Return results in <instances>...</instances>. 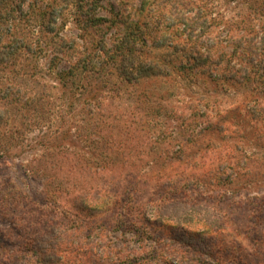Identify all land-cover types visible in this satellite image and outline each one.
Listing matches in <instances>:
<instances>
[{"label":"rangeland","instance_id":"1","mask_svg":"<svg viewBox=\"0 0 264 264\" xmlns=\"http://www.w3.org/2000/svg\"><path fill=\"white\" fill-rule=\"evenodd\" d=\"M162 1L147 10L143 0H13L15 11L2 15L7 21L0 27V193L21 194L20 201L10 198L9 212H15L19 224L40 230L37 237L67 223L44 213V205L51 202L59 210L80 215L86 206H99L104 201L107 192L98 194L105 182L102 178L109 177L117 185V175L127 178L131 172L143 171L148 181L166 180L165 171L153 162L157 157L149 151V140L144 146L137 139V112L150 116L149 122L156 125L157 133L151 132L150 138L174 133L183 143L187 134L211 135L204 132L210 124L232 134L220 140L218 131L215 133L219 147L214 156L220 153L225 159L227 155L242 159L252 155L255 160L250 166L254 179L242 175L231 184L233 201L241 205L233 221L257 229L264 224V75L260 77L264 74V47L261 49L259 43L264 36V0ZM171 14L189 19L205 17L210 31L201 37L207 46L203 63L201 54L189 57L199 50L192 49L183 25L171 23L176 18ZM233 17L237 22L229 20ZM223 31L242 40L233 57L240 82L235 90H228L219 80L227 71L226 62L219 58L226 60L234 49ZM255 33L260 34L254 38ZM186 64L190 72L187 67L184 71L180 68ZM208 71H213V77L206 74ZM200 114H204L202 118ZM92 124L97 125L94 140L114 149L121 147L125 158L135 165L107 164L98 169L79 163L76 155L81 156L82 149L93 161L102 155L98 146L86 145L85 137H81ZM191 124H196L193 131ZM227 133L223 131L220 137ZM176 144L169 151L178 150ZM174 170L171 166L166 172L179 175ZM181 171L195 170L185 164ZM110 172H115V177ZM57 181L60 185L55 184ZM246 203L250 214L255 216L258 209L260 216L241 220L247 215L243 210ZM152 204H145L143 213L158 208L160 213L182 214L177 206ZM201 214L210 220L209 215ZM11 218L0 212V236ZM151 227L164 238L158 224ZM172 229L166 236L167 244L164 242L167 259L206 264L212 249L219 264H264V234L260 229L253 230L246 246L239 239L233 253L223 245L214 250L217 240L211 236ZM11 236L17 245L16 233ZM111 238L113 248L121 254L142 249L149 252L158 246L146 240L139 247L129 241L130 236ZM74 242L76 245L77 240ZM6 252L13 257L18 251L15 247ZM155 262L165 264L155 256H148L145 264Z\"/></svg>","mask_w":264,"mask_h":264},{"label":"trees","instance_id":"2","mask_svg":"<svg viewBox=\"0 0 264 264\" xmlns=\"http://www.w3.org/2000/svg\"><path fill=\"white\" fill-rule=\"evenodd\" d=\"M158 1L159 0H143V7L147 10L151 9ZM161 2L163 1L160 0V3ZM14 9H16V6L13 5V0H0V27L7 21L2 15H10V13L15 11ZM161 12H164L163 8H161ZM171 15L176 16L175 20H172L171 23L177 26L183 25L184 34H188V40L193 44L192 49L197 47L199 50H194L189 54V57L193 59L194 53L201 54L200 58L203 63L204 58L202 53L203 49L207 46L204 45L201 37L206 34L207 31H210V26L209 24L207 25L205 17L198 15L194 19H189L184 15V17L176 14ZM160 16H164V13H161ZM201 19L202 21H200ZM229 20L233 22L234 17L229 18ZM234 22L237 21L235 20ZM229 30L231 29H226V31ZM226 31H223V34ZM259 34L255 33L254 38ZM224 39H226V41L228 40V43H230L234 49L226 55V60L224 56L219 58L220 61L226 62L225 70H227L222 74L219 80H221L223 84L228 85V90H235L237 87L235 85H238L240 82L236 79L239 70L234 71L235 62L233 61V57L238 53V48H241L242 40H235L232 36H227V34H224ZM259 43L262 49V47H264V36L260 37ZM186 65L187 66L180 68L184 71L185 67H187L186 70L190 72L191 67L188 64ZM206 74L213 77L214 73L213 71H208ZM263 75L264 74L260 75V77ZM193 76H195V74H193ZM184 77L187 80L190 79L188 76ZM231 82L235 84H228ZM134 115L138 122V126L140 125V127H136L137 139L141 140L144 146L148 145L145 141L149 140V151L157 157V160L155 159L153 162L156 166L165 171L166 180L148 181L143 171H135L136 173L131 172L128 174L135 179L133 182V179L127 176L133 183L130 182V179L122 178L120 175H117L119 180L117 185L114 180L109 177L102 178L105 182L103 183L102 190L100 189V191H98V194H102V192L106 194L107 192L104 201L99 206H95V204L86 206L82 211L83 213L80 215L61 209L60 211L55 204L48 202L44 205V213L47 212V215L51 214L56 221L63 220L67 223L65 226H56L54 229L55 231L42 233L47 239H44V237L41 238L40 236L42 235L37 237L36 234L41 233L40 230L35 226L32 228L31 225H25V223L19 224L15 218V212H9L11 211L9 205L10 198L13 199L14 202L20 201L21 194L15 193L16 195H12L10 193L1 192L0 212H2L5 217L11 216L13 218L10 219V226L3 230L0 236V264H145L148 256H155L156 259H160L165 264H184L185 262H183V260H176L175 258L167 259L164 257L167 253L166 247H168H164V242L166 241L167 244L166 236H169L168 232L172 228V231L176 228H180L185 234H203L211 236L212 239L217 240L216 245L214 246L213 244L214 250L216 246L223 245L224 249L228 246L232 248L230 251L232 253L233 251L237 252L236 248H234V244L237 243L239 239L240 241H245L244 246L247 245V239H250L253 230L258 231L260 229V234H264V230H262L264 224L260 225L259 229H257V227L253 228L248 226V224H235L236 221H233L232 218L235 211H237L241 205L233 201L235 191L230 188L231 184L233 185V181L239 179V177L241 178L242 175L247 176L250 180L254 179L253 168L251 169L250 166L251 163L255 161L252 155L244 156L242 159H236L234 156L232 157L230 155H227L229 157L225 159L224 154L221 155L220 153L214 156L213 151L219 147L215 139L224 140L232 134L229 135L225 128L216 129L213 124H210L204 132L208 131L211 135L202 136L201 133L198 135L194 133L190 135L187 134L186 141L183 143H180L177 138H175L176 135L174 136V133H164L165 135H161V137L156 135V137L150 138L149 134L151 132L157 133L155 132L156 125L149 122L150 120L148 117L150 116L143 115L139 112ZM203 115L204 114H200L199 117L202 118ZM96 124H92L90 130H82L81 137H85L86 145L98 146L102 151V155L99 156L100 159L93 161L91 158H86L84 156L86 152L82 149L81 156L76 155L79 163L84 162L85 167L95 166L98 169L105 168L107 164H113L118 167L127 165L128 163L135 165L131 160L129 162V158H125V152L121 147L119 149H114V146L110 144V146H105L103 142L101 144V141L92 138L97 132ZM194 125L196 124L190 125L192 131ZM120 129L124 128L119 127V130ZM217 131L220 135H222L223 131H226L227 134H224L222 138L220 135L215 138V133H217ZM232 133L234 134V132ZM68 134L69 131H67V135ZM126 134L128 136V133ZM174 142L177 143L178 150L171 152L168 148L173 145ZM63 145L64 144H58L56 146L62 147ZM236 148L237 146L235 149ZM133 149L137 150L139 147L134 146ZM248 158L249 161H245V159ZM199 159L201 160L199 161ZM153 162L151 161L149 164H153ZM185 164L192 167L195 170L194 173L181 171ZM171 166L172 170L175 169L174 171L179 173V175L174 173V177L171 176V173L166 172L169 171V167ZM113 173L115 172H110V175H112L111 177H115ZM134 173L135 175H133ZM139 173H142L141 178L137 177ZM122 174L125 173L122 172ZM60 183L58 181L55 182V184L59 185ZM105 188L106 190L107 188H113V190L112 192H108ZM143 192L145 196L142 198L140 195ZM230 194L232 197L229 196ZM154 201H156L157 207L167 205L177 206L182 214L160 213L157 207V209H153L152 212L143 213L145 210L144 205L152 204ZM245 205L243 210H245V212L247 211V215L243 216L244 218L241 220H248L249 216H251L250 219H254L258 214L256 212L260 213L261 211L255 209V216H253L249 212V204L246 203ZM201 213L209 215L210 220H206ZM255 221L252 223H255ZM153 224H158L164 231V238L160 237L163 238L162 240L156 235V229L151 227ZM13 232L16 233V238H18L15 241L18 242L17 245L13 244L14 242L12 241L11 233ZM127 236H130L129 241L137 243L139 247H143L146 240H151V242H155L156 245H160L161 249L158 250L157 246L155 248L151 247L149 252H143L142 249L141 252L133 250L121 254L120 250L117 251L113 248L112 238L109 239V237H114V239L116 238L118 240L119 238L121 239ZM75 240H77L76 245L74 242ZM15 247L18 252L11 257L12 255L7 254L6 251L14 249ZM2 251L4 253H2ZM212 252L213 250L210 249L211 256H209V262H205L204 260L201 261H204L206 264H219V262H217L218 258L214 256ZM155 263L158 264L157 262Z\"/></svg>","mask_w":264,"mask_h":264}]
</instances>
